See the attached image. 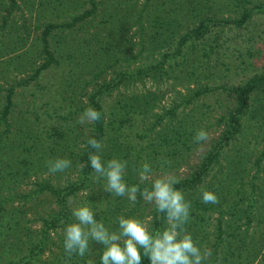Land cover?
I'll use <instances>...</instances> for the list:
<instances>
[{"label":"rangeland","instance_id":"obj_1","mask_svg":"<svg viewBox=\"0 0 264 264\" xmlns=\"http://www.w3.org/2000/svg\"><path fill=\"white\" fill-rule=\"evenodd\" d=\"M16 1L17 8L8 16V2L0 0V111L4 106L7 90L20 80L31 76L33 69L43 63L39 40L43 26L48 23L70 22L74 16L89 9V0ZM249 1L253 4L264 5V0ZM97 2L98 12L84 24V27L78 30L56 32L50 42L53 47L68 46V44L74 47L99 46L103 59L92 57L80 65L78 70L75 69L76 87L67 88L70 93L64 97L65 102L59 99L64 107L58 109V112H54L51 97L55 91L53 84L60 78V70L59 72L55 70L39 80V84L34 82L26 87L16 86L15 102L18 107L8 120L10 125L8 133H4L8 123H0V201L4 206L2 224L0 223V245L4 249L0 250V259L3 258L5 262L25 255L29 237H33L39 231L43 218L57 210L54 199L47 192L42 191V187L45 184L64 187L78 181L79 168H76L74 163L64 173L55 175L48 173L46 162L49 159L72 158L68 152H64L66 150L57 146L53 153L50 152L48 149L50 141L47 140V135L54 129L61 130L64 127L66 132H69V129L73 128L70 130L71 134L75 138L79 137L80 143L87 134L88 124L77 123L83 111L70 115L72 118L65 112L66 104L71 100L74 101L75 107H82L86 104L81 87H84V82L92 80L94 64L99 62L109 65L117 58L119 62L115 69L131 72L160 62L161 54L167 52L172 55L179 38L192 29L203 16V0H97ZM210 5L212 7L210 14L216 18L236 16L230 0H214ZM217 30L221 29L217 28L211 35L209 43L212 45L211 40ZM218 44L219 50L212 54L208 65H203V57L199 48L196 51L193 47L186 46L181 49L180 56L164 63L162 74L153 72L155 76L153 77L151 72L149 76L134 81L133 85L127 89L121 88L105 99L104 106L108 118H110V108L115 107L119 99L134 95L139 98L140 105L146 102L149 104L146 114L134 115L129 128L123 129L125 146L132 144L136 150H139L141 145L154 143L158 132L170 133L171 129L176 128L181 121L187 120V115L191 114L193 108L196 109V115L203 113V104H211L213 109L209 118L205 116V119L201 118L199 123L202 127H208V122H213L214 116L224 111L231 103L232 99L228 94L219 89L204 96L205 98L199 97L195 100V104L188 105L186 102L200 87L238 86L255 74L262 73L264 68V15H255L246 27L240 29L233 26L230 30L224 28L221 30ZM248 52H251V56H248ZM112 71L110 69L100 81L111 78ZM50 86L51 90H49ZM92 88L91 83L86 91L90 92ZM74 93L77 96H74ZM48 99H50L51 107L47 111L51 117L44 115L39 108V105ZM263 99L264 83L252 93L249 101L247 123L249 122L251 126V134L257 135L259 143L257 147L254 142L249 143V147L243 150L245 153L243 163H248L245 166L247 180L253 173L249 165L256 157L252 149L259 151L260 136L264 134L262 131L264 128L260 127L261 110H264ZM174 106H178V110L174 116H171L169 112ZM64 113L68 115L66 121L58 117ZM253 114L258 117L251 119ZM37 116L39 119L36 120ZM205 130L209 134V139L198 145L188 161L176 169L165 170L166 172L176 175L179 180L190 175L200 162L210 140L217 136L216 131ZM107 145L108 142L105 140L103 151ZM147 151L149 149L146 148L140 154L142 158L145 157ZM133 158L134 153L128 159L132 162V167H128L127 170L133 172V177L138 182L137 173L141 162L134 163ZM135 164L136 168L133 167ZM153 171L156 174L161 173V169L156 167ZM226 173V170L221 172L215 167L204 183L208 184L214 182V179L223 178L222 175ZM92 182L94 186L90 183V188L80 193L79 197L83 194L94 195L96 193L98 180L95 176ZM110 198L114 203H118L112 194ZM152 209L153 207L145 204L143 200L138 199V203L133 207L129 206L126 198H122L120 214L129 215L132 212L131 216L151 217ZM214 217L204 223L207 227L204 231L210 233L204 246L211 252L216 231ZM52 242V252L46 253L40 259L45 264L52 261L63 246L57 239ZM97 246L98 243H91L90 249H95ZM93 252L91 251V254ZM219 262L220 255H217L216 263Z\"/></svg>","mask_w":264,"mask_h":264},{"label":"trees","instance_id":"obj_2","mask_svg":"<svg viewBox=\"0 0 264 264\" xmlns=\"http://www.w3.org/2000/svg\"><path fill=\"white\" fill-rule=\"evenodd\" d=\"M213 1L203 0V16L192 29L179 38L172 55L167 52L161 54L160 62L138 68L131 72L128 70H116L115 67L119 62L117 58L109 65H104L99 62L94 64L92 80L84 82V87H81L84 93L83 97L86 98V104L82 107H75L74 101L71 100L66 104L67 110L65 113H68L69 116L74 115L91 105L101 112V120L94 124H88V132L84 135L80 143L79 137L75 138L71 134L70 130L73 128H70L69 132H66L64 127L61 130L54 129L49 131L47 135V140L50 141V145L48 146L50 152L53 153L57 146L62 148V150H66L64 151L65 153L68 152L70 154L72 164L74 163V166L79 168L77 172L78 181L72 182L64 187H53L50 184H45L42 187V191L47 192L54 199L57 210L53 211L46 218H43L39 231L33 237H29L27 251L24 252L25 255L19 259H11L7 262L1 258L0 264H45L40 261L41 257L48 252H52V241L57 239L63 245V228L73 219L71 217L72 207L81 202L86 201L96 209L97 219H103L112 228L116 227L114 220L122 211V198L116 197L115 199L118 203H114L110 198L111 193H107L103 189V180H98L96 190L92 189L96 191L94 195L83 194L79 197L80 193L90 188V183L94 186L92 178L95 175L92 172L88 154L95 150L86 146L88 138L95 137L101 140L102 143L107 140V148L102 153L103 159L105 160L112 157H119L128 161L134 153V163H142V161L147 159L153 168L160 169L161 159L166 158L170 161V165L165 170H171L178 168L182 163L188 161L193 151L198 148L199 144L193 143V138L197 129L200 128L212 129L217 132V136L210 140L207 149L201 156L200 162L194 167L190 175L179 180L180 183L176 186L185 193L187 199L192 201L191 219L186 227L192 233L194 239L201 246H204V242L210 235L206 230L204 231V228H207L204 226V223L210 221L216 215L214 217L216 219L215 242L212 245L211 257L205 261L206 264H264V134L260 136L259 151L252 149L256 157L253 163L249 165V169H253V173L249 176L250 179L248 180L245 178V166L248 163H243L245 156L244 148H248L249 143L254 142L256 147L259 143L257 142V135L251 134V126L247 121L251 95L264 83V68L261 74H255L238 86H218L220 88L203 86L198 88L188 98L186 104H195V100L199 99V97L203 96L205 98L204 96L219 89H222L224 93L228 94L232 99L231 103L227 105L224 111L214 116L213 122H208L207 120L208 127H202L199 123L201 118L203 120L205 116L207 119L209 118L211 110H213L212 105L203 104L204 112L200 115H196V109L193 108L191 114L187 115V120L181 121L176 128L171 129L170 133H165L164 131L158 132L154 143L141 145L139 150H136L132 144L125 146V134L122 131L123 129L129 128L128 126H130L134 115L146 114L145 112L149 104L146 102L144 105H140L139 98L134 95L122 100L119 99L116 101L115 107L110 108V118H108L104 106L106 103L105 99L111 97L113 93L118 92L121 88L127 89L133 85L134 81L141 77L149 76L151 72L163 71L162 67L164 63L171 58L180 56L181 49L186 46H191L196 51L199 48L201 56L203 57V65H208L212 54L217 53L219 50L218 41L221 30L224 28L230 30L231 26L237 29L246 27L255 15H264V5L253 4L249 0H230L234 9L233 13L236 16L216 18L210 14L212 13L210 12L212 8L210 3ZM7 2V12L8 16H10L17 8V1L7 0ZM88 3L89 9L74 16L70 22L62 24L48 23L43 26L39 38L43 63L38 68L33 69L31 76L20 80L7 90L4 98V106L0 111V123L7 124L9 118L12 117L18 107V104L15 102L16 86L26 87L34 82L35 84H39V80L44 79L55 70L56 72L60 70L61 75L53 84L55 91L51 97V101L54 103V106H52L54 112H58V109L64 107L61 101L65 102L64 97L70 93L67 88L76 87L74 75L79 66L92 57L103 59L100 52L101 47L99 46L74 47L72 44H68V46H51L50 41L56 32L81 29L85 23L96 15L99 8L97 0H89ZM217 28L221 30H217L216 35L213 36L211 40L213 42L212 45L209 41L211 35ZM248 56H251V52H248ZM126 59L129 60V58ZM223 65L225 66V64ZM64 68H67V70H64ZM110 69L113 70L111 78L100 81L101 77ZM153 77H155L154 73ZM91 83L93 84V88L88 92L86 89ZM41 87L44 88V86ZM51 89L50 86L49 90ZM74 96H77V94L74 93ZM49 107H51L50 99L39 105L43 114L51 117L47 111ZM177 110L178 106L172 107L169 115L174 116ZM65 113L58 116L62 121H66V117H68ZM261 115L262 121L260 123L261 126H259L263 129V109L261 110ZM70 117L72 118V116ZM257 117L256 114H253L251 119ZM37 119H39V116L36 117ZM9 127L10 125L8 123L4 133H8ZM262 131L264 132V130ZM137 136L140 137L139 135ZM245 142L246 144H244ZM146 148L149 151L142 158L140 154ZM231 154L233 155L231 156ZM73 156L75 157L74 161ZM128 162V167H132V162ZM133 167L136 168V164ZM215 167L220 169L221 172L222 170H226L227 173L222 175L223 178L214 179V182L205 184L204 181ZM125 180L129 185L138 183L133 177V172H129L128 170ZM202 185L206 186L218 196L219 203H202L199 193V188ZM23 197L25 198V196ZM152 210L151 217L153 218L154 226L159 227L163 223V220L154 209ZM3 211L4 206L0 201V223L2 222ZM131 214L132 212L129 213L130 216ZM91 243L97 242L91 241L90 245ZM103 247L102 244L98 243L97 248L90 249V255H86L84 258L74 255L68 260L62 246L60 253L46 264H66V260L67 264H89V261L92 264H100V255L102 254ZM1 249H4V247L0 245ZM91 251H94V254H91ZM1 254L3 255V253ZM217 255H220L219 263H216ZM142 264H150V262L145 257L143 258Z\"/></svg>","mask_w":264,"mask_h":264},{"label":"clouds","instance_id":"obj_3","mask_svg":"<svg viewBox=\"0 0 264 264\" xmlns=\"http://www.w3.org/2000/svg\"><path fill=\"white\" fill-rule=\"evenodd\" d=\"M100 120L101 112L89 105L77 123L94 124ZM208 139V132L200 128L193 143L200 144ZM86 146L95 150L89 152L88 159L95 178L103 180L104 191L113 197L126 198L133 207L138 199L143 200L161 216L163 223L155 227L152 217L119 214L114 220L116 227L112 228L103 219L96 218V209L90 203L81 202L72 207L73 219L62 231L68 260L74 255L80 258L90 255V242L95 241L104 246L100 264H142L145 257L150 264H205L212 253L206 246H201L186 227L191 219L192 201L176 187L180 183L177 176L165 171L170 161L162 158L161 173L156 174L152 164L145 159L137 173L138 183L129 185L125 180L127 160L119 157L103 159V143L95 137L88 138ZM46 166L48 173L55 175L69 170L72 161L57 157L49 159ZM199 193L202 203H219L218 196L206 186L202 185Z\"/></svg>","mask_w":264,"mask_h":264}]
</instances>
